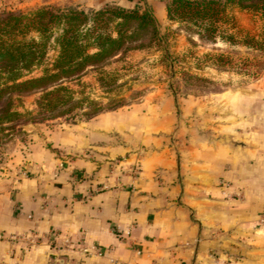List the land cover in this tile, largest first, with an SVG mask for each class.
<instances>
[{
	"label": "crops",
	"instance_id": "obj_1",
	"mask_svg": "<svg viewBox=\"0 0 264 264\" xmlns=\"http://www.w3.org/2000/svg\"><path fill=\"white\" fill-rule=\"evenodd\" d=\"M254 88L221 93L222 115L188 105V125L177 100H149L33 143L0 178V264H264Z\"/></svg>",
	"mask_w": 264,
	"mask_h": 264
},
{
	"label": "rangeland",
	"instance_id": "obj_2",
	"mask_svg": "<svg viewBox=\"0 0 264 264\" xmlns=\"http://www.w3.org/2000/svg\"><path fill=\"white\" fill-rule=\"evenodd\" d=\"M167 1L0 0V10L28 11L42 6H54L61 9L77 8L89 13L105 5L127 10L135 7L142 9L146 5L157 21V40L151 41L145 36L139 42L129 44L122 54L105 63L102 82L96 80L98 76L94 70H87L78 81L66 83L76 99L89 98L99 103L103 109L119 105L114 110L125 112L134 108L139 110L141 104L149 100L161 103L165 100H177L181 107L179 113H184V124L188 125L190 116L185 110L188 105L198 106V112L201 106L205 112H209L206 108L213 107V113L222 115L221 93L240 90L250 93L259 90L254 87L260 86L262 82L264 84V69L259 67L260 63L264 64V51L246 48L237 42L245 33L256 36L260 32L261 20L258 15L228 5L225 9L227 21L217 23L213 39L205 40L196 34L197 29L194 27L166 18L164 5ZM223 30L233 34L236 42H223L220 37ZM139 43L142 47H137ZM52 54L49 51L48 58ZM224 59L226 61L222 65L219 60ZM37 74L38 71H35L31 75ZM37 97L38 93L14 97L18 99L14 101L13 108L21 114L35 116ZM149 107L151 106L146 110ZM28 118L29 116H24L17 122L4 124L0 129V178L12 173L16 164L26 162L29 146L33 143H41L50 149L47 137L52 130L65 131L72 125L88 121L82 118L70 121L67 116L32 121ZM54 153L59 159L57 164H62L70 157L65 156L61 150ZM261 216L264 213L256 221L259 226L264 225L258 223Z\"/></svg>",
	"mask_w": 264,
	"mask_h": 264
},
{
	"label": "trees",
	"instance_id": "obj_3",
	"mask_svg": "<svg viewBox=\"0 0 264 264\" xmlns=\"http://www.w3.org/2000/svg\"><path fill=\"white\" fill-rule=\"evenodd\" d=\"M228 5L259 16L260 32L256 36L245 33L237 42L264 51V0H168L164 13L168 20L194 27L202 39L211 40L217 23L227 21ZM145 36L151 41L159 38L157 21L146 5L131 10L105 5L89 13L54 6L0 10V129L24 116L31 121L61 116L87 121L119 107L103 109L89 98L76 99L66 83L78 81L87 70H94L96 80L102 82L105 63ZM220 37L229 44L236 42L225 30ZM49 51L53 53L50 58ZM225 61L219 60L222 65ZM259 67L264 69V64ZM35 71L38 74L32 76ZM31 93H38L35 116L17 112L13 106L18 98L14 97Z\"/></svg>",
	"mask_w": 264,
	"mask_h": 264
},
{
	"label": "built area",
	"instance_id": "obj_4",
	"mask_svg": "<svg viewBox=\"0 0 264 264\" xmlns=\"http://www.w3.org/2000/svg\"><path fill=\"white\" fill-rule=\"evenodd\" d=\"M259 222V224H264V216H261V218H259V220H258ZM68 245V241L67 240H63V246L64 247H66Z\"/></svg>",
	"mask_w": 264,
	"mask_h": 264
}]
</instances>
